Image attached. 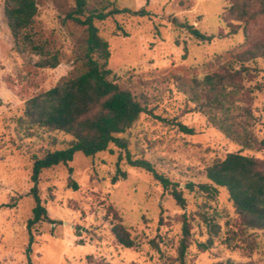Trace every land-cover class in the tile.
<instances>
[{
  "label": "rangeland",
  "instance_id": "obj_1",
  "mask_svg": "<svg viewBox=\"0 0 264 264\" xmlns=\"http://www.w3.org/2000/svg\"><path fill=\"white\" fill-rule=\"evenodd\" d=\"M38 1L29 34L42 53L31 49L20 53L8 26L5 0H0V264H28L27 223L35 207L30 196L33 161L66 148L72 139L38 128L30 136L20 131L25 104L75 74L87 47L85 28L66 20L74 7L72 0ZM110 1L120 9L145 8L150 14L96 22L110 46L111 80L129 89L153 114H142L120 137L127 140L135 159L151 162L177 184L186 208H180L151 174L131 168L125 152L116 147L94 158L77 153L67 166L45 170L40 176V198L54 223L34 227L32 263L179 264L186 215L192 228L186 264H264V233L242 229L226 189L208 194L187 189L189 184H208L207 168L228 154L264 161V149L246 147L243 139L226 136L189 94L195 79L223 68L248 67L240 85L253 93L248 101L231 107L229 118L246 123L251 135L264 140V58L239 61L241 54L264 45V15L244 27L234 17L226 18L236 0ZM252 9L257 11L259 4ZM187 26L214 38L198 41ZM53 55L60 60L57 68L37 67ZM244 108L252 111L255 120H246ZM177 123L194 129V135L181 133ZM237 132L242 136L243 129ZM118 164L128 177L112 184ZM71 182L78 185L77 191ZM117 224L128 230L134 248L116 240L112 230ZM204 243H211L207 250L199 247Z\"/></svg>",
  "mask_w": 264,
  "mask_h": 264
},
{
  "label": "trees",
  "instance_id": "obj_2",
  "mask_svg": "<svg viewBox=\"0 0 264 264\" xmlns=\"http://www.w3.org/2000/svg\"><path fill=\"white\" fill-rule=\"evenodd\" d=\"M256 1V2H254ZM38 0H5L6 16L12 36L17 43L18 52L31 49L42 53V48L36 39L29 34L35 25L38 14ZM74 7L66 13V20L85 28L86 53L82 65L75 74L62 79L53 89L41 93L28 100L19 120V130L32 135L34 128L48 133H64L72 139L64 149L49 151L41 158H35L32 166L30 196L35 207L32 218L27 223L29 243L26 249L28 264L31 260L34 244L33 229L36 225L54 223L48 210L42 204L39 191L40 176L43 171L58 166H67L73 162L77 153L87 158H94L101 153L111 151L110 147L125 152V159L131 168L141 169L151 174L156 182L170 192L176 204L186 208V200L177 184L160 174L155 166L141 158L135 159L128 150L129 143L120 136L125 134L139 120L142 114L153 115L134 94L121 84L111 80L113 72L109 69L111 51L109 44L100 36L96 22L114 19L119 15L145 17L150 14L145 8L139 11L120 9L110 0H72ZM254 3L259 9L253 11ZM264 15V0H236L226 18L234 17L242 22L244 27ZM233 18V19H234ZM190 33L201 42H211L213 36L202 34L193 26H187ZM124 36H128L121 27L117 28ZM232 30V34L237 33ZM264 58V45H257L239 56V61L245 63L256 58ZM60 65L57 55L42 60L37 67L55 69ZM249 68L242 66L239 70L232 67L207 75L202 80H193L189 94L199 109L209 114L212 124L222 133L236 139H243L249 148L264 149V140L258 141L243 125L229 118L231 107L238 101L246 102L253 90L240 85ZM217 114L223 115L218 118ZM246 120H255L249 109H243ZM231 120V121H230ZM179 131L186 135H194L195 131L181 123H177ZM243 129L242 136L237 131ZM120 157V161H121ZM70 175L73 170L69 169ZM208 184L187 185L194 192L198 188L203 193L216 192L217 188L226 189L244 230L262 231L264 233V161L242 154H228L223 160L215 162L207 168ZM127 172L117 167L112 184L126 180ZM72 183L74 191L78 185ZM182 240L179 246L177 263L186 264V254L191 241V224L186 215L182 218ZM215 229V226H212ZM116 240L125 248L136 246L128 230L121 224L113 228ZM211 243L199 244L202 250H207Z\"/></svg>",
  "mask_w": 264,
  "mask_h": 264
}]
</instances>
